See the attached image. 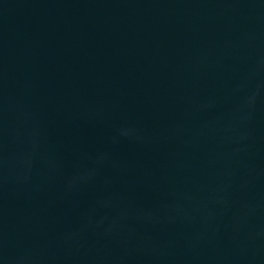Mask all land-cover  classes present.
<instances>
[{
  "label": "water",
  "instance_id": "obj_1",
  "mask_svg": "<svg viewBox=\"0 0 264 264\" xmlns=\"http://www.w3.org/2000/svg\"><path fill=\"white\" fill-rule=\"evenodd\" d=\"M0 264H264V0H0Z\"/></svg>",
  "mask_w": 264,
  "mask_h": 264
}]
</instances>
